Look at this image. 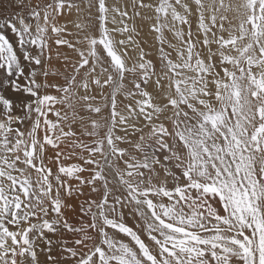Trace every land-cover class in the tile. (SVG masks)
Wrapping results in <instances>:
<instances>
[{
  "label": "snow or ice",
  "instance_id": "obj_1",
  "mask_svg": "<svg viewBox=\"0 0 264 264\" xmlns=\"http://www.w3.org/2000/svg\"><path fill=\"white\" fill-rule=\"evenodd\" d=\"M0 264H264V0H0Z\"/></svg>",
  "mask_w": 264,
  "mask_h": 264
},
{
  "label": "rangeland",
  "instance_id": "obj_2",
  "mask_svg": "<svg viewBox=\"0 0 264 264\" xmlns=\"http://www.w3.org/2000/svg\"><path fill=\"white\" fill-rule=\"evenodd\" d=\"M137 23H140V21H137ZM144 32L147 33L148 32V28L147 25L145 24V28H144ZM149 39H151L150 37H148ZM55 49H56V45H53V60H52V64L56 67H59L61 64V61L56 59V55H55ZM60 50L62 52H67L69 51L66 47L61 46Z\"/></svg>",
  "mask_w": 264,
  "mask_h": 264
}]
</instances>
